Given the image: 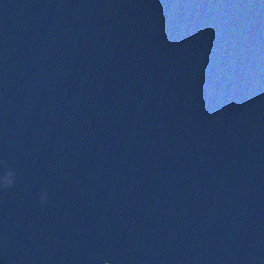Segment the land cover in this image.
<instances>
[{
  "label": "water",
  "instance_id": "water-1",
  "mask_svg": "<svg viewBox=\"0 0 264 264\" xmlns=\"http://www.w3.org/2000/svg\"><path fill=\"white\" fill-rule=\"evenodd\" d=\"M0 264H264V0H0Z\"/></svg>",
  "mask_w": 264,
  "mask_h": 264
}]
</instances>
